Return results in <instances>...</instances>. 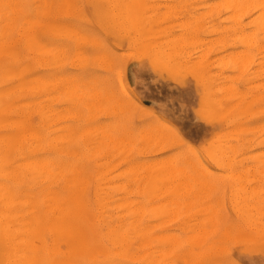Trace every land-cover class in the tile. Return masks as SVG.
<instances>
[{
    "label": "rangeland",
    "instance_id": "1",
    "mask_svg": "<svg viewBox=\"0 0 264 264\" xmlns=\"http://www.w3.org/2000/svg\"><path fill=\"white\" fill-rule=\"evenodd\" d=\"M263 233L264 0H0V264H264Z\"/></svg>",
    "mask_w": 264,
    "mask_h": 264
},
{
    "label": "bare ground",
    "instance_id": "2",
    "mask_svg": "<svg viewBox=\"0 0 264 264\" xmlns=\"http://www.w3.org/2000/svg\"><path fill=\"white\" fill-rule=\"evenodd\" d=\"M31 27H32V26H31ZM31 27H30V28H31ZM131 39H132V38H131ZM28 46H29V45H28ZM43 54H44V53H43ZM83 60H84V59H83ZM73 120H74V119H73ZM175 130H176L175 132H176L177 134L180 135L179 130H177V129H175ZM91 134H92V133H91ZM92 154H93V153H92ZM91 182H92V181H91ZM90 186H91V185H90ZM90 200H91V199H90ZM89 202H90V201H89ZM86 206H87V205H86ZM89 206H90V205H89ZM258 210H259V209H258ZM245 220H246V219H245ZM126 221H127V220H126ZM95 223H96V222H95ZM98 228H99V227H98ZM142 228H143V227H142ZM49 230H50V229H49ZM224 233H225V232H224ZM257 234H258V233H257ZM261 234H262V233H261ZM263 234H264V233H263ZM248 240H249V239H248ZM156 255H157V254H156ZM149 263H150V262H149ZM149 263H148V264H149Z\"/></svg>",
    "mask_w": 264,
    "mask_h": 264
}]
</instances>
